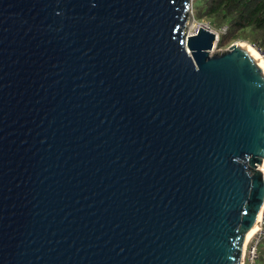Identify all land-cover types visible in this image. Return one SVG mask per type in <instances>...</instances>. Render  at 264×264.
Segmentation results:
<instances>
[{
	"label": "water",
	"instance_id": "water-1",
	"mask_svg": "<svg viewBox=\"0 0 264 264\" xmlns=\"http://www.w3.org/2000/svg\"><path fill=\"white\" fill-rule=\"evenodd\" d=\"M193 0H0V264H240L264 204V73Z\"/></svg>",
	"mask_w": 264,
	"mask_h": 264
},
{
	"label": "trees",
	"instance_id": "trees-1",
	"mask_svg": "<svg viewBox=\"0 0 264 264\" xmlns=\"http://www.w3.org/2000/svg\"><path fill=\"white\" fill-rule=\"evenodd\" d=\"M192 10L219 32L220 44L244 40L264 48V0H193ZM259 252L258 264H264V241Z\"/></svg>",
	"mask_w": 264,
	"mask_h": 264
},
{
	"label": "built area",
	"instance_id": "built-area-1",
	"mask_svg": "<svg viewBox=\"0 0 264 264\" xmlns=\"http://www.w3.org/2000/svg\"><path fill=\"white\" fill-rule=\"evenodd\" d=\"M253 46H255L264 56V48H261L255 44H253ZM259 168L262 171L264 178V160ZM258 230L259 232L252 234L249 242L245 244L246 246L240 264H258L260 258L259 245L262 241H264V221L262 225L259 226Z\"/></svg>",
	"mask_w": 264,
	"mask_h": 264
},
{
	"label": "bare ground",
	"instance_id": "bare-ground-1",
	"mask_svg": "<svg viewBox=\"0 0 264 264\" xmlns=\"http://www.w3.org/2000/svg\"><path fill=\"white\" fill-rule=\"evenodd\" d=\"M201 25H199V26H201ZM238 43H241V44H244V45L247 46V48L250 50L251 55L255 57V59L257 60L259 66L261 67V69L263 70V73H264V56L261 54V52L255 46H253L251 44H246L243 41L237 42V44ZM263 221H264V204H263L261 212L259 213V216H258V218H257L252 230L246 236L245 244L249 242V240L251 239L252 234H255V233L259 232L258 228H259V226L262 225ZM245 246L246 245H244V250H245ZM244 250H243V253H244Z\"/></svg>",
	"mask_w": 264,
	"mask_h": 264
},
{
	"label": "rangeland",
	"instance_id": "rangeland-1",
	"mask_svg": "<svg viewBox=\"0 0 264 264\" xmlns=\"http://www.w3.org/2000/svg\"><path fill=\"white\" fill-rule=\"evenodd\" d=\"M193 3V2H192ZM192 15H193V18L192 20L189 22L188 24V32L189 33H195L197 32L198 30V26L199 25H203V26H207V22L206 21H202V20H197L195 17H194V13H193V10H192ZM198 24V25H197ZM192 27V28H191ZM208 27V26H207ZM214 31V29H213ZM215 32V31H214ZM240 41H243L244 43L246 44H252L250 43L249 41H244V40H237V41H234V42H225L224 44H220L218 41L216 43V46L213 47L212 49V53L216 52V50H219V51H224L226 49H228L230 47V45H232L233 43H237V42H240Z\"/></svg>",
	"mask_w": 264,
	"mask_h": 264
},
{
	"label": "clouds",
	"instance_id": "clouds-1",
	"mask_svg": "<svg viewBox=\"0 0 264 264\" xmlns=\"http://www.w3.org/2000/svg\"><path fill=\"white\" fill-rule=\"evenodd\" d=\"M207 26L209 27V25L207 24ZM210 28V27H209ZM211 30H213L212 28H210ZM215 31V30H214ZM216 32V34H218V39H219V32L218 31H215ZM251 45H253V44H251Z\"/></svg>",
	"mask_w": 264,
	"mask_h": 264
}]
</instances>
